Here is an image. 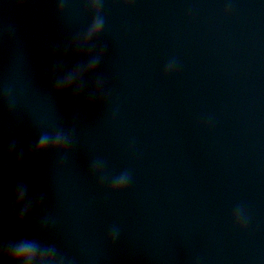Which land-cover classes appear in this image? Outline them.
<instances>
[{
	"label": "clouds",
	"instance_id": "obj_1",
	"mask_svg": "<svg viewBox=\"0 0 264 264\" xmlns=\"http://www.w3.org/2000/svg\"><path fill=\"white\" fill-rule=\"evenodd\" d=\"M61 8H63V0H61ZM103 23L102 21L100 22ZM50 137L47 134L41 135L38 139L37 145H36V152L41 153L44 151H67L70 145L66 142H62L63 137L61 135H57L55 137V142L53 144H50ZM118 191L121 189H117ZM22 218V217H21ZM118 235V232L116 229H113L110 234V239L112 242L115 241L116 236ZM35 245L31 241H22L13 244L8 250L6 255L13 261H16L19 259L20 256L31 253L35 250Z\"/></svg>",
	"mask_w": 264,
	"mask_h": 264
}]
</instances>
